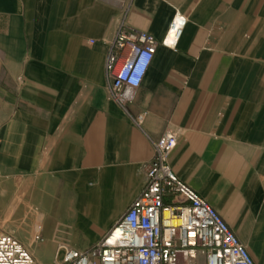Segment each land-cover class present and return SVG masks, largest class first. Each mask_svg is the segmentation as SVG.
I'll list each match as a JSON object with an SVG mask.
<instances>
[{
  "label": "crops",
  "instance_id": "0c3cea01",
  "mask_svg": "<svg viewBox=\"0 0 264 264\" xmlns=\"http://www.w3.org/2000/svg\"><path fill=\"white\" fill-rule=\"evenodd\" d=\"M123 22L158 43L129 108L141 126L109 96ZM167 132L174 172L264 264V0H0V229L39 232L36 261L99 243Z\"/></svg>",
  "mask_w": 264,
  "mask_h": 264
},
{
  "label": "built area",
  "instance_id": "2783aa9c",
  "mask_svg": "<svg viewBox=\"0 0 264 264\" xmlns=\"http://www.w3.org/2000/svg\"><path fill=\"white\" fill-rule=\"evenodd\" d=\"M186 22L177 12L162 43L176 44ZM157 45L152 34L123 22L107 56L109 96L136 126L144 114L133 116L129 108ZM177 140L167 132L152 141L142 192L99 243L86 250L60 246L50 264H257L220 213L172 169ZM35 239L42 241L39 232ZM0 264L37 263L19 239L0 232Z\"/></svg>",
  "mask_w": 264,
  "mask_h": 264
},
{
  "label": "rangeland",
  "instance_id": "374dc122",
  "mask_svg": "<svg viewBox=\"0 0 264 264\" xmlns=\"http://www.w3.org/2000/svg\"><path fill=\"white\" fill-rule=\"evenodd\" d=\"M12 220V221H11ZM15 219H10L9 223H13L15 224ZM0 232H7L12 234L13 236H15L17 239H19L23 244L26 241H31V242H35L38 241L34 238V241L31 240L32 238H26L23 233H21L19 230H17L16 227H11V228H6V229H0ZM26 246V245H25ZM27 247V246H26ZM30 250V247H27ZM31 251V250H30ZM32 253V252H31ZM64 257V250H60L59 254H58V260L61 262L63 260ZM36 261V260H35ZM37 264H40L38 261H36Z\"/></svg>",
  "mask_w": 264,
  "mask_h": 264
}]
</instances>
